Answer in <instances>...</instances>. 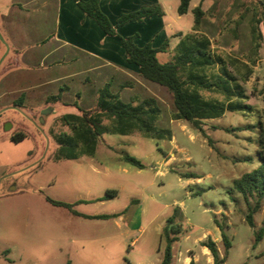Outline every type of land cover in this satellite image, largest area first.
I'll return each instance as SVG.
<instances>
[{"label": "rangeland", "instance_id": "374dc122", "mask_svg": "<svg viewBox=\"0 0 264 264\" xmlns=\"http://www.w3.org/2000/svg\"><path fill=\"white\" fill-rule=\"evenodd\" d=\"M169 2L166 20L175 29L183 35L194 32L193 9L201 4L205 15L200 30L211 39L212 50L252 65V75L242 81L248 96L245 102L252 110L207 119L199 131L186 121L173 119V98L164 86L143 77L138 79L140 83L125 76L126 83L134 87L120 88L122 98L155 97L161 108L157 125L170 129L172 138L156 140L138 131L104 133L93 157L56 160L52 132L70 131L59 116L96 108L93 87L101 82L86 74L92 81L83 83L79 67L59 66L61 71L55 72V79L48 84V59L42 65L26 63L21 53L36 51L37 42L31 33V39L24 40L17 30L13 34L16 42L6 38L16 58L5 54L0 62L4 61L0 70V264H159L166 246L163 228L178 206L181 212H176V224L182 232L173 243L171 264L214 263L198 239L218 235L215 219L232 242L223 264H264V201L252 211L254 200L249 198L248 203L233 186L260 163L258 124L264 125V22L260 19L264 0H195L194 8L180 19L175 10L180 0ZM254 24L262 34L257 51L252 49ZM168 37L169 48L157 54L162 63L173 61L177 53L180 38ZM0 40L5 43L1 34ZM110 75L123 76L111 67ZM117 81L110 89L119 92ZM60 85L64 88L62 101L48 102L49 96L61 91ZM78 91L80 98L75 96ZM204 94L223 99L221 94ZM77 102L81 108L74 104ZM49 108L51 112L43 117ZM19 131L27 136L16 142L10 135ZM125 155L139 159L144 168L124 161ZM108 190H117V194L106 198ZM47 196L70 203L80 200L74 208L84 215L123 213L114 217L75 215L50 203ZM248 214H252V225ZM122 215L131 218L130 226L122 221ZM219 236L216 244L223 257L226 250Z\"/></svg>", "mask_w": 264, "mask_h": 264}, {"label": "trees", "instance_id": "16d2710c", "mask_svg": "<svg viewBox=\"0 0 264 264\" xmlns=\"http://www.w3.org/2000/svg\"><path fill=\"white\" fill-rule=\"evenodd\" d=\"M82 10L96 20L101 29L108 35H117L116 28L120 25L132 21H143L145 18L163 11L158 5H144L140 9L122 14L113 24L99 7V0H76ZM191 0H181L178 7L179 14H185L189 10ZM194 32L182 35L177 45V53L171 62L162 63L158 60L157 54L165 51L169 45L166 40L160 47H154L151 43L138 46L135 36L120 37L124 46L127 60L134 64L139 74L146 80L164 86L173 98L174 111L173 119L183 120L190 123L193 128L203 131L202 124L207 119H215L224 116L227 112H246L252 110V106L246 104L248 98L242 85V81L247 80L253 73V67L247 62L229 55L217 54L212 50L211 39L201 32L200 26L203 22L205 11L201 4L193 9ZM261 21L264 22V11ZM260 20H257L259 23ZM262 34L258 26H252L253 50L257 51L261 45ZM217 67V70L215 71ZM49 96L48 102H61L62 91ZM204 92L221 94L223 99L207 97ZM77 104L79 108V103ZM161 117V108L155 97H147L142 100L132 99L124 101L118 93L106 85L99 90L97 106L94 109H86L79 112H67L59 116L61 124L67 126L70 131L52 132L57 143L54 153L56 160L77 159L83 155L93 157L96 153L99 138L104 133L129 135L135 131L140 132L144 137L156 140L171 139L172 133L168 128L157 125ZM110 120L109 124L104 121ZM260 128L259 166L244 174L234 181V188L244 195L249 203L253 199L255 205L251 207L256 211L264 201V125L258 124ZM27 136L24 131L15 132L11 135L14 141H20ZM124 161L144 168V164L136 157L125 155ZM194 177V174H185ZM117 190H108L106 198L115 196ZM46 199L55 206L66 207L76 215L79 213L74 207L81 201L65 202ZM104 199V198H103ZM181 212L180 207L175 208L174 215L167 219V225L163 228L166 246L161 262L159 264H171L173 258V243L178 240V235L182 232L179 223L176 224L178 216L176 212ZM85 217H100L109 215H98ZM180 218V217H179ZM252 225V214L247 216ZM221 230V237L225 246V255L219 253L216 242L208 237L202 242L213 256V264H223L228 254L232 242L225 232L221 223L215 219ZM261 239V234L257 235V240ZM69 264V263H68ZM193 264V263H192Z\"/></svg>", "mask_w": 264, "mask_h": 264}, {"label": "crops", "instance_id": "0c3cea01", "mask_svg": "<svg viewBox=\"0 0 264 264\" xmlns=\"http://www.w3.org/2000/svg\"><path fill=\"white\" fill-rule=\"evenodd\" d=\"M173 1L175 2V0ZM193 2L195 0L190 1L188 12L194 8L192 6H195L196 3ZM168 3L170 4L169 0H99L101 11L113 24H116L122 14L136 11L144 5H158L163 11L162 15L155 14L143 21H128L116 28L117 35H108L95 19L82 10L76 0H0V34L5 41L3 43L0 40V62L5 54L8 57L11 54L6 38L16 42L15 38L17 37H14L13 34L19 30L20 33L24 34L26 38L24 40L29 41L31 39L29 34L31 33L34 37L32 40L37 42V50L31 53L23 51L21 56L28 64L36 62L42 65V62L48 59L47 70H45L48 74V84L55 79V74H58L57 71H61L57 67L70 68L75 66L80 68L79 73L82 76L79 78L82 77L83 83L92 81L86 74L94 76V80H100V86L94 85L93 87L97 94V101L99 90L108 84L111 87L112 82L116 80H119L117 81L119 86L117 85L116 89L119 88L120 93L113 91V89L112 91L118 93L122 98V89L120 90V88L134 87V84L126 83L125 76L135 80L141 79L142 76L137 67L128 62L120 37L135 36L134 41L138 46L151 43L154 47L162 46L166 40L170 41L169 34L171 38H181L182 31L175 29L172 22L166 20L167 11L170 9ZM179 5L180 3L175 7L178 19L181 18V14L178 12ZM11 56L16 58L17 55L11 54ZM3 63L4 61L0 63V70ZM110 67L123 76H109ZM50 69L53 70L50 71ZM71 75L76 76L78 74ZM61 86L58 87V91L61 90ZM70 89L68 85L67 90L70 91ZM68 91L64 92V96ZM75 96L80 98V91L76 92ZM121 213L123 212H114L109 214V217L121 215ZM121 219L128 225V222H131V218L126 215H122ZM214 223L218 235L212 239L216 240L217 243L221 230L215 220ZM206 237V235L200 237L198 242L205 241ZM202 248L209 253V260L212 261L213 257L209 249L206 246H202Z\"/></svg>", "mask_w": 264, "mask_h": 264}, {"label": "water", "instance_id": "95a60500", "mask_svg": "<svg viewBox=\"0 0 264 264\" xmlns=\"http://www.w3.org/2000/svg\"><path fill=\"white\" fill-rule=\"evenodd\" d=\"M52 108H49L48 110H46L45 112H43V117L47 114H49L51 112ZM41 118V122H44V118Z\"/></svg>", "mask_w": 264, "mask_h": 264}]
</instances>
